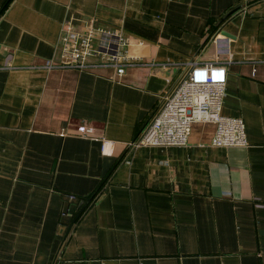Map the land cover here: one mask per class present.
<instances>
[{"label": "crops", "instance_id": "0c3cea01", "mask_svg": "<svg viewBox=\"0 0 264 264\" xmlns=\"http://www.w3.org/2000/svg\"><path fill=\"white\" fill-rule=\"evenodd\" d=\"M65 22L141 62L49 67ZM190 61L248 146L132 147ZM0 264H264V0H0Z\"/></svg>", "mask_w": 264, "mask_h": 264}, {"label": "built area", "instance_id": "2783aa9c", "mask_svg": "<svg viewBox=\"0 0 264 264\" xmlns=\"http://www.w3.org/2000/svg\"><path fill=\"white\" fill-rule=\"evenodd\" d=\"M127 47L121 29L95 26L92 22L78 29L65 22L57 45L59 58L49 67H113L122 76L128 67L141 62L130 56ZM227 81L226 62L190 61L184 77L162 97L131 146H186L196 123L216 125L210 142L213 146H248L243 119L221 113Z\"/></svg>", "mask_w": 264, "mask_h": 264}, {"label": "water", "instance_id": "95a60500", "mask_svg": "<svg viewBox=\"0 0 264 264\" xmlns=\"http://www.w3.org/2000/svg\"><path fill=\"white\" fill-rule=\"evenodd\" d=\"M224 34L227 35V36H229V34H228L227 32H224ZM84 208H85L84 205L81 206L80 211L78 212V214H77V215L75 216V218H74V221L80 216V214L82 213V211L84 210ZM74 221H73V222H74Z\"/></svg>", "mask_w": 264, "mask_h": 264}, {"label": "trees", "instance_id": "16d2710c", "mask_svg": "<svg viewBox=\"0 0 264 264\" xmlns=\"http://www.w3.org/2000/svg\"><path fill=\"white\" fill-rule=\"evenodd\" d=\"M85 202H86V200H83V201H82V205H81V206H83Z\"/></svg>", "mask_w": 264, "mask_h": 264}]
</instances>
